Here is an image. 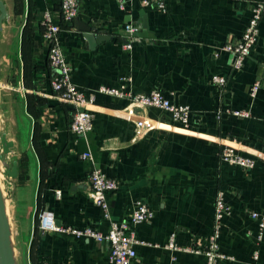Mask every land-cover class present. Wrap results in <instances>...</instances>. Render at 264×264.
Listing matches in <instances>:
<instances>
[{"label":"crops","instance_id":"crops-1","mask_svg":"<svg viewBox=\"0 0 264 264\" xmlns=\"http://www.w3.org/2000/svg\"><path fill=\"white\" fill-rule=\"evenodd\" d=\"M255 1L260 0H167L161 14L141 7L139 0H125L124 11L113 0H77L78 22L64 23L59 0H3L9 19L0 37V123L13 143L6 162L17 163V177L7 182L12 241L24 253L16 256L17 264H109L106 243L34 233L42 211L51 212L59 226L107 232L108 222L87 196L92 166L79 159L87 149L101 171L117 181L106 196L112 220L128 218L136 202L153 212L149 222L135 227L136 238L150 246H136L133 264H169L164 246L171 234L179 246H202L212 231L220 191L230 211L219 246L232 258L220 264H264V232L257 241V222L250 217L264 214V14L258 42L241 70L231 69L225 52L213 57L217 48L242 36ZM47 9L60 27L71 82L94 98L87 106L93 128L85 137L70 132L75 108L58 102L50 87L53 71L46 67L41 25ZM143 14L152 37H134L126 49L124 26H139ZM27 18L32 40L25 59L21 36ZM86 26L106 40L90 49L79 30ZM213 75L225 77V86L214 85ZM125 78L133 93L158 89L171 102L188 106V126L153 108L129 114L126 100L97 92L101 86L119 87ZM258 81L252 98L250 87ZM218 109L247 110L250 117L223 112L217 118ZM224 145L252 157L254 167L221 162ZM175 256L176 264H205L202 255Z\"/></svg>","mask_w":264,"mask_h":264},{"label":"built area","instance_id":"built-area-1","mask_svg":"<svg viewBox=\"0 0 264 264\" xmlns=\"http://www.w3.org/2000/svg\"><path fill=\"white\" fill-rule=\"evenodd\" d=\"M119 10L124 11L126 8L125 0H113ZM141 7L149 8L161 14L167 12V0H139ZM59 10L61 21L64 23L72 22L78 15L77 0H59ZM264 14V0L255 1L250 8V17L242 36L217 48L213 54L217 58L220 52L227 53L230 59V67L234 71L241 70L244 60L249 58L253 53L259 38V24ZM41 25L43 28L42 38L47 46V62L49 68L53 71L50 78V87L55 99L63 104L74 106L69 130L76 137H85L93 128V115L87 109V106L93 102V96L87 97L71 82V67L67 61L59 41L60 27L54 22L51 12L47 9L44 12ZM124 32L127 35L128 43L126 49L131 48V40L134 34L138 32V26L126 24ZM129 78L121 80V85L116 88L101 86L97 92L117 99L126 100L129 108L128 113H132L135 108L146 109L153 108L166 114L170 121L187 127L190 121V109L186 105L176 104L165 97L160 90L153 89L148 93H133L127 88ZM211 82L220 88L225 86L226 79L221 75H213ZM125 83H127L125 85ZM260 82H254L250 87L249 95L254 98L259 89ZM226 112L238 118H249L247 110H223L218 109L217 118L220 114ZM143 124L137 122V128ZM150 127V126H149ZM83 162H89L92 166L87 176V196L91 202L97 206L102 214L103 219L108 222L106 233L93 230L89 227L82 229L59 226L53 214L49 211H42L37 215L38 231L44 233L67 234L75 238H84L93 240L97 243H106L109 250V264H133L136 259V246H145L147 244L136 238L135 227L139 224L149 222L153 218V212L150 207L143 202H136L128 218L123 220H112L109 214L107 194L117 189V181L105 175L96 165L90 150L79 155ZM221 162L236 166L243 170H251L255 165L252 157L242 155L238 148L224 145L219 153ZM57 197L60 191H55ZM224 194L217 192L213 204V226L211 233L206 237L202 246L193 243L191 246L182 247L176 243L175 234H171L164 248L170 252L169 264H176V253L182 252L187 254L202 255L205 258V264H220L223 261H232V258L224 255L220 251L219 238L223 219L229 215ZM250 217L257 222V241H260L264 232V214L251 212ZM156 247V246H155ZM256 258V255L254 256ZM48 264V263H45Z\"/></svg>","mask_w":264,"mask_h":264},{"label":"water","instance_id":"water-1","mask_svg":"<svg viewBox=\"0 0 264 264\" xmlns=\"http://www.w3.org/2000/svg\"><path fill=\"white\" fill-rule=\"evenodd\" d=\"M9 19V14L6 9V5L0 0V32L3 29V23L7 22ZM75 23L78 20L75 18L73 20ZM82 31L83 37L90 49L99 44L101 41L106 40L104 35L96 34L94 30L88 26L79 29ZM134 37L147 38L152 37L151 34L147 32V21L143 14L141 18V24L138 26V32L134 34ZM126 43V42H125ZM74 108V106L70 105ZM13 143L6 138L5 133L0 134V163L5 171L6 182H11L12 179L17 177V163L13 161L11 165L6 162L7 156L12 153ZM0 264H17L13 241L12 232L6 212V204L3 192L0 188Z\"/></svg>","mask_w":264,"mask_h":264},{"label":"rangeland","instance_id":"rangeland-1","mask_svg":"<svg viewBox=\"0 0 264 264\" xmlns=\"http://www.w3.org/2000/svg\"><path fill=\"white\" fill-rule=\"evenodd\" d=\"M1 1H3V0H1ZM4 24H6V22L4 23ZM0 37H1V32H0ZM2 133V124L0 123V134ZM9 164L11 163V159H10V157H9ZM5 171H4V169H3V177H4V179H3V181H2V190H3V193H4V198L6 199V201H7V216L9 217V219H11L12 220V215H11V209H10V203L8 202L9 201V194H10V191L8 190V186H7V182H6V180H5ZM8 219V220H9ZM13 246H14V248H15V256H19L18 258H22L23 257V251H22V248L21 247H19V245L16 243V240H15V238L13 239Z\"/></svg>","mask_w":264,"mask_h":264},{"label":"trees","instance_id":"trees-1","mask_svg":"<svg viewBox=\"0 0 264 264\" xmlns=\"http://www.w3.org/2000/svg\"><path fill=\"white\" fill-rule=\"evenodd\" d=\"M28 21H29V18H27V20H26L25 26H24V28L22 30V36H21V54H24L25 59L27 58L28 48L30 47V43H31V40H32V33H30V29H29V32L26 35V28L29 25ZM24 56H22V58H24ZM26 64H27V61L24 63V65H26ZM46 67L49 68L47 59H46ZM38 68H39L38 66L35 67V69H38ZM24 77H25V75H24ZM37 231H38V226H37V222H36V224L34 226V233H36Z\"/></svg>","mask_w":264,"mask_h":264},{"label":"bare ground","instance_id":"bare-ground-1","mask_svg":"<svg viewBox=\"0 0 264 264\" xmlns=\"http://www.w3.org/2000/svg\"><path fill=\"white\" fill-rule=\"evenodd\" d=\"M3 179H4V177H3V166H2V164L0 163V188H1V190H2V181H3ZM2 192H3V190H2ZM3 195H4V193H3ZM5 204H6V212H7V201H6V199H5Z\"/></svg>","mask_w":264,"mask_h":264}]
</instances>
